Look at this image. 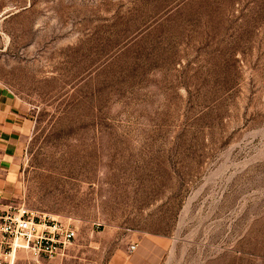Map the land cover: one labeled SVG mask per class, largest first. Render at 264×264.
Wrapping results in <instances>:
<instances>
[{
	"label": "rangeland",
	"instance_id": "374dc122",
	"mask_svg": "<svg viewBox=\"0 0 264 264\" xmlns=\"http://www.w3.org/2000/svg\"><path fill=\"white\" fill-rule=\"evenodd\" d=\"M0 87L33 121L0 206L77 229L14 264H264V0H0Z\"/></svg>",
	"mask_w": 264,
	"mask_h": 264
},
{
	"label": "built area",
	"instance_id": "2783aa9c",
	"mask_svg": "<svg viewBox=\"0 0 264 264\" xmlns=\"http://www.w3.org/2000/svg\"><path fill=\"white\" fill-rule=\"evenodd\" d=\"M76 239L77 229L70 220L35 214L24 207L0 209V264H14L19 250L53 260L63 255ZM136 249L135 244L130 247L131 252Z\"/></svg>",
	"mask_w": 264,
	"mask_h": 264
},
{
	"label": "crops",
	"instance_id": "0c3cea01",
	"mask_svg": "<svg viewBox=\"0 0 264 264\" xmlns=\"http://www.w3.org/2000/svg\"><path fill=\"white\" fill-rule=\"evenodd\" d=\"M33 121L18 100L0 87V194H11L19 177L20 161ZM8 205L0 206L6 209Z\"/></svg>",
	"mask_w": 264,
	"mask_h": 264
}]
</instances>
